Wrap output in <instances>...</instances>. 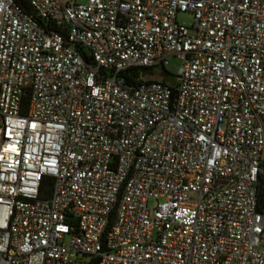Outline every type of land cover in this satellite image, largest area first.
I'll list each match as a JSON object with an SVG mask.
<instances>
[{
    "label": "built area",
    "instance_id": "1",
    "mask_svg": "<svg viewBox=\"0 0 264 264\" xmlns=\"http://www.w3.org/2000/svg\"><path fill=\"white\" fill-rule=\"evenodd\" d=\"M260 178L264 0H0V264H264Z\"/></svg>",
    "mask_w": 264,
    "mask_h": 264
},
{
    "label": "rangeland",
    "instance_id": "2",
    "mask_svg": "<svg viewBox=\"0 0 264 264\" xmlns=\"http://www.w3.org/2000/svg\"><path fill=\"white\" fill-rule=\"evenodd\" d=\"M80 3L84 4L86 0H79ZM178 24L184 26H190L192 24V15L189 13H178L176 16ZM181 62L175 58L170 57L168 63L164 68L155 67L151 70H141V74L145 79L163 80L165 79L167 84H175V76L178 73Z\"/></svg>",
    "mask_w": 264,
    "mask_h": 264
},
{
    "label": "trees",
    "instance_id": "3",
    "mask_svg": "<svg viewBox=\"0 0 264 264\" xmlns=\"http://www.w3.org/2000/svg\"><path fill=\"white\" fill-rule=\"evenodd\" d=\"M142 70H151L148 68H143ZM166 83L165 79L162 80ZM127 83H134V79L132 77H126ZM256 196H257V209L259 212L264 214V178H260L256 187Z\"/></svg>",
    "mask_w": 264,
    "mask_h": 264
}]
</instances>
